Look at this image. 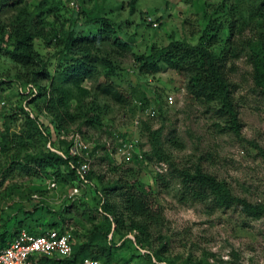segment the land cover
Here are the masks:
<instances>
[{
    "label": "rangeland",
    "instance_id": "rangeland-1",
    "mask_svg": "<svg viewBox=\"0 0 264 264\" xmlns=\"http://www.w3.org/2000/svg\"><path fill=\"white\" fill-rule=\"evenodd\" d=\"M26 1L27 9L31 11L40 0ZM231 1L235 7L245 11L262 2L136 0L132 9L129 0H78L77 5L83 10V16L90 19L109 17L115 22V27H119L118 34L131 41V52L125 55L115 54L109 42L102 46L103 55L115 60L119 68L111 72V79L123 93L124 101L100 94L96 82L85 81L83 84L89 91L84 101L88 105L95 104L101 125L88 128L75 122L66 130L69 134L79 133L90 142L89 148L92 150L94 147L100 149L97 150L99 156H88L91 173L87 181H80L67 172L69 168L63 166L58 169L61 174L58 177L44 176L35 171L36 165L28 163L24 156L43 150L46 142L37 134L29 133L27 144L21 141L20 145L11 143V147L0 156V222L7 215H14L10 217L11 223L8 222L11 226L16 224V219L23 218L25 225H31L36 218L45 221L64 216L67 222L65 228L74 231L77 240L85 241L93 235L91 232L96 227L107 230L105 226L109 221L106 222L107 215L99 204V198L104 194V185L119 181L127 183L134 191L146 194L153 207H163L166 250L162 254L157 253L158 244L154 242L138 246L134 231L119 230L115 223H111L106 237L108 241L118 244L117 248L105 254L98 247H89L88 255H95L101 264H264V215L249 217L238 206L216 209L210 213L203 204H180L176 197V186L165 189L156 179L155 157L151 161L145 160L144 152L150 149L148 132L141 131L136 124L146 120L151 130L162 129L166 155L177 166L192 168L199 164L223 180L236 196L253 203L264 202V99L253 89L251 67L246 57L240 54L227 64L229 79L235 85L233 97L240 122L238 135L221 129L226 122L215 113L218 102L202 104L193 99L187 93L185 79L176 71L162 69L155 75H141L136 70L133 58V53H145L151 45H165L171 39L195 44L207 25L206 17L211 16L215 21L225 20ZM56 13L60 21H67L70 17L67 10L59 12L58 9ZM9 14L2 15L4 21ZM31 15L33 17L34 14ZM152 21H155L154 25ZM247 35L250 32L246 26L242 37ZM239 37L235 35L234 39ZM222 44L223 40L212 50L219 53ZM34 47L44 59L49 60L56 53L55 47L41 39L34 40ZM98 69L103 72L107 70L100 66ZM19 71L22 73L19 65L0 54L2 95L9 106L25 105L32 115L49 125L50 118L43 114L38 105L27 103L33 85H23L17 78ZM108 71L110 73L111 69ZM97 79L105 81L104 77ZM142 97L147 100H141ZM75 104L76 101L71 99L69 110L74 111ZM151 109L155 114L146 116ZM1 120L4 127L7 123L9 132H19L12 119L11 122H5L4 118ZM167 136L168 139L176 137L177 145L166 141ZM136 138L137 145L130 149L131 158L128 161L120 158L121 162H117L110 154L106 156L108 146L105 152L98 146L107 141L115 149L118 145L128 146ZM26 164L30 170L22 166ZM99 175L103 176L101 181L98 180ZM37 202L41 203V207L34 210ZM24 210H27L26 214ZM108 219L111 220L110 217ZM105 257L109 259L107 262L104 261Z\"/></svg>",
    "mask_w": 264,
    "mask_h": 264
},
{
    "label": "trees",
    "instance_id": "trees-1",
    "mask_svg": "<svg viewBox=\"0 0 264 264\" xmlns=\"http://www.w3.org/2000/svg\"><path fill=\"white\" fill-rule=\"evenodd\" d=\"M67 1L40 0L34 9L29 11L26 0H0V54L8 57L22 69L17 78L23 85L28 83L33 85L27 103H36L43 114L50 118V125H45L24 105H8L0 114L5 122H11L12 119L20 130L9 132V127L5 123L6 127L3 126L1 133L2 155L11 147V143L27 144L29 133H35L46 142L40 152L26 153L24 156L28 163L36 165L35 171L44 176L58 177L61 175L58 169L63 166L69 168L67 172L72 176L83 182L89 179L91 170L86 176H79L75 166L83 159L68 155V147L72 141L61 139L60 135L61 133L68 135L66 128L75 122H80L88 128L101 125L95 104L88 105L84 101L89 96L88 89L83 86L85 81L96 82V89L100 94L111 95L116 101H124L123 93L111 79V72L119 68L115 60L103 55L102 46L109 42L114 47L113 52L120 55L131 52L132 47L131 41L118 34L119 27H115L112 19L105 16L87 18L82 15L83 10L80 7L70 8ZM135 3L136 0H129L132 9ZM234 4L232 1L228 4L229 12L223 21H215L211 16L206 17L207 25L195 44L181 39H171L165 45H151L145 53H133V58L136 70L141 75H155L162 69L176 71L185 79L187 93L193 99L202 104L218 102L215 113L226 122L225 127L220 128L238 135L240 122L233 97L235 85L229 79L227 64L231 58L244 55L251 67L253 89L264 99V0L252 6L249 11L239 9ZM58 9L59 12L69 11L70 17L67 21H60L56 13ZM7 12L10 14L4 21L2 15ZM31 14H34L33 17ZM152 23L154 25L155 21ZM246 26L250 35L242 37V31ZM235 35L241 37L234 39ZM35 39H41L55 47V55L49 60L44 59L34 47ZM222 40L219 53H216L212 47L219 45ZM52 66L54 68L51 71ZM98 66L107 70L103 72ZM97 77H104L105 81H99ZM71 99L76 101L74 111L69 110ZM141 100L147 99L142 97ZM140 124L141 131L148 132L150 144L149 151L144 152L145 160L151 161L155 157L157 162H167V171L159 174L156 172V179L165 189L171 185L176 186V197L180 204L186 206L203 204L208 207L210 213L216 209L226 210L238 206L240 211L249 217L257 218L264 215V202L253 203L236 196L223 180L199 164L188 168L179 167L170 161L162 144L164 142L162 129L151 130V125L146 120H141ZM165 140L177 145L176 137L168 139L167 136ZM48 142L51 145L56 143L64 155L51 150L47 146ZM98 146L103 148L104 152L107 150L105 143ZM97 150L100 151L96 147L91 150V158L99 156ZM109 154L108 151L106 156ZM22 166L30 170L27 164ZM50 172H53V176ZM102 179L103 176L99 175L98 180ZM102 191L104 194L99 198V204L107 215L106 222L109 221L105 226L107 230L103 231L96 227L91 232L93 235L85 241L77 240L74 231L71 230L74 240L72 254L61 260L62 264H77L86 257L100 260L95 255H88L90 246L98 247L105 254H110V250L118 246L108 241L106 237L111 230V223H115L119 230L134 231V239L138 246L154 242L158 244L157 253L162 254L166 250V243L163 240V231L166 227L163 207H153L146 194L134 191L124 182H110L103 186ZM40 207L41 203L37 202L33 209ZM24 212L26 214L27 210ZM11 216L7 215L0 222V248L8 244L21 228L34 234H41L53 228L62 232L67 226L64 216L45 221L36 218L32 220L31 225H25L23 218L16 219L14 220L16 224L11 226L8 224ZM147 257L150 258L149 255ZM108 260V257L104 258L105 262Z\"/></svg>",
    "mask_w": 264,
    "mask_h": 264
},
{
    "label": "built area",
    "instance_id": "built-area-1",
    "mask_svg": "<svg viewBox=\"0 0 264 264\" xmlns=\"http://www.w3.org/2000/svg\"><path fill=\"white\" fill-rule=\"evenodd\" d=\"M67 2L71 8L78 9L76 0H68ZM32 90L34 91V89ZM7 108L8 103L0 93V113L2 111L4 112ZM25 108H27V106H25ZM154 114L155 111L153 109L146 112V116L149 117ZM1 118L0 114V156L2 153L1 133L3 132ZM140 123L141 121L136 122L139 128L141 127ZM60 138L72 141L68 147V155L83 157V161L75 166V169L80 177L86 176L90 170V160L88 158L90 142L85 141L78 134H71L69 137H64V134L61 133ZM120 141L124 140L120 139ZM106 145L109 147L110 155L117 162H121L120 158L124 161H128L131 158L130 149H134L137 145V138L128 146L124 144V147L118 145L114 149L112 146L110 147V142H107ZM47 146L60 155H64L62 150L54 147V144L51 145V143L48 142ZM156 169L162 172L166 170V164L159 162L158 165H156ZM73 244V235L69 228H65L62 232L54 228L47 229L41 234H34L27 231L25 228H21L8 244L0 248V264H62L60 262L62 258L71 256ZM79 264H100V262L96 259L84 258Z\"/></svg>",
    "mask_w": 264,
    "mask_h": 264
},
{
    "label": "clouds",
    "instance_id": "clouds-1",
    "mask_svg": "<svg viewBox=\"0 0 264 264\" xmlns=\"http://www.w3.org/2000/svg\"><path fill=\"white\" fill-rule=\"evenodd\" d=\"M1 94H2V93H1ZM47 118H49V117H47ZM140 128H141V127H140ZM63 134H64V137H69V135H71V134H73V135H74V134H78V135L80 136L79 133H71V134H68V135L65 134V133H63ZM80 137H81V136H80ZM81 138H82V137H81ZM82 139H83V138H82ZM84 140H85V139H84ZM66 141H70V140H67V139H66ZM85 141H86V140H85ZM88 142H89V141H88ZM105 143H107V141H105ZM57 146H58V145L55 143V144H54V147H55V148H58ZM106 146H107V145H106ZM91 150H92V148H90V152H91ZM90 152H89L88 156H90ZM111 157H112V156H111ZM81 158L83 159V157H81ZM81 158H80V159H81ZM159 162H163V163L166 164V170H164V171H162V172H159V171H158V172H159V173H165V172L167 171V169H168V165H167V163L164 162V161H158V162H156V163H157L156 165H158ZM78 163H80V162H78ZM89 171H90V170H89ZM33 197H34V195H33ZM66 225H67V224H66ZM71 232H72V231H71ZM69 257H70V256H69ZM66 258H68V257H66ZM86 258H91V257H86ZM64 259H65V258H62L61 260H64ZM83 259H84V258H83ZM83 259H82V260H83ZM91 259H94V258H91ZM61 260H60V262H61ZM82 260H81V261H82ZM96 260H98V259H96ZM81 261H79L77 264H79ZM98 261H99L100 264H101V261H100V260H98Z\"/></svg>",
    "mask_w": 264,
    "mask_h": 264
}]
</instances>
